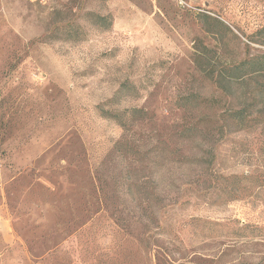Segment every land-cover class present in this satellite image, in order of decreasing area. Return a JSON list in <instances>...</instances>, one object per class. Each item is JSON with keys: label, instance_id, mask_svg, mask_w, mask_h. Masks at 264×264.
Returning a JSON list of instances; mask_svg holds the SVG:
<instances>
[{"label": "rangeland", "instance_id": "obj_1", "mask_svg": "<svg viewBox=\"0 0 264 264\" xmlns=\"http://www.w3.org/2000/svg\"><path fill=\"white\" fill-rule=\"evenodd\" d=\"M263 28L264 0H0V264H264L263 127L180 136ZM212 145L211 178L179 162Z\"/></svg>", "mask_w": 264, "mask_h": 264}, {"label": "trees", "instance_id": "obj_2", "mask_svg": "<svg viewBox=\"0 0 264 264\" xmlns=\"http://www.w3.org/2000/svg\"><path fill=\"white\" fill-rule=\"evenodd\" d=\"M258 36L261 39L264 38V28L258 32ZM208 52H211V50ZM204 57L207 58V60L209 59V63L207 64L211 65L213 58L206 55V53H204ZM260 76H264V52L260 54H251L242 59H236V61H227L226 63H223L221 69L216 72L213 67L210 66L209 78L211 85L221 96L223 95L227 98L226 100L228 102L225 101V104H228V106L223 115L215 116L214 118L208 119V121L199 119L197 121L186 120L182 125L180 134L183 140H189L192 142L197 140V134L200 133L202 129L201 127H208L210 124H215L217 126L220 125L222 130L219 137L220 139H216L217 137H215L213 142L214 146L220 144L230 133L253 130L258 126H262L264 129V84H261L260 87L256 85L257 79ZM240 87H244V90L240 91ZM193 99L186 97L183 107L187 111V108H192ZM240 99H242L244 104L241 103ZM213 145L209 151H206L201 155L196 154L193 155V157H189L188 155L183 154L181 155L179 162L201 167L205 171L204 173L211 178L215 167L214 162L216 160ZM208 157L211 158L207 160ZM224 178L227 180L238 178L240 180V178H246V176L228 175ZM210 186L214 187L215 185L211 183L203 190H208ZM243 190L244 188H241L228 192L230 195H238L243 192ZM210 192L212 193V191H206L205 193L210 194Z\"/></svg>", "mask_w": 264, "mask_h": 264}]
</instances>
